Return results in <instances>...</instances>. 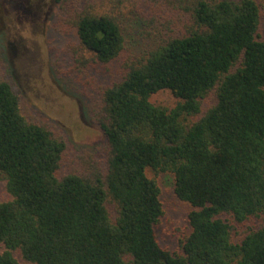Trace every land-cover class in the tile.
<instances>
[{
  "label": "trees",
  "instance_id": "16d2710c",
  "mask_svg": "<svg viewBox=\"0 0 264 264\" xmlns=\"http://www.w3.org/2000/svg\"><path fill=\"white\" fill-rule=\"evenodd\" d=\"M138 5L185 25L90 94L101 152L27 115L0 62V178L11 195L0 201V264H264V0ZM68 14L85 59L121 57L116 14ZM166 89L173 107L151 101ZM148 168L172 172L191 206L181 252L158 240L164 209Z\"/></svg>",
  "mask_w": 264,
  "mask_h": 264
},
{
  "label": "rangeland",
  "instance_id": "374dc122",
  "mask_svg": "<svg viewBox=\"0 0 264 264\" xmlns=\"http://www.w3.org/2000/svg\"><path fill=\"white\" fill-rule=\"evenodd\" d=\"M70 1L0 0V62L27 115L52 124L71 144L97 153L106 146V137L92 118L90 94L104 77L116 78L127 61L144 57L160 39L182 30L185 22L178 13L140 6V0H76L71 7ZM76 9L119 17L126 48L118 60L101 66L85 59L68 14ZM261 34L264 37L263 28ZM151 101L173 107L178 98L166 89L154 93ZM147 174L161 188L164 213L156 224L158 240L181 252L190 232L191 206L176 195L172 172L148 168ZM5 183L0 178V201L11 198Z\"/></svg>",
  "mask_w": 264,
  "mask_h": 264
}]
</instances>
